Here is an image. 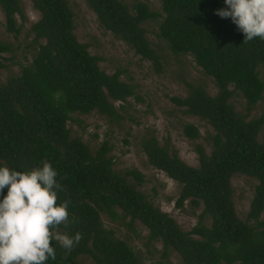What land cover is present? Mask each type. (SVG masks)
I'll list each match as a JSON object with an SVG mask.
<instances>
[{
	"label": "trees",
	"instance_id": "16d2710c",
	"mask_svg": "<svg viewBox=\"0 0 264 264\" xmlns=\"http://www.w3.org/2000/svg\"><path fill=\"white\" fill-rule=\"evenodd\" d=\"M84 1L103 28L148 59L155 70L159 55L140 24L147 18L156 19L155 34L171 52L190 54L210 76L213 94L186 83L184 94L169 96L211 127L208 152L193 143L196 165L167 150L153 134L139 138L147 163L177 182L175 205L186 198L191 206L201 207L196 222L181 230L125 178L130 175L139 182L137 169L122 173L112 169L105 140L90 150L79 137L69 135V112L94 109L118 116L112 101L133 94L132 86L119 78V69L101 70L97 56L75 38L65 0H30L38 12L30 24L33 52L14 74L0 81V167L26 172L42 167L44 161L50 163L62 186L57 203L70 202L69 223L60 225L59 231L83 237L71 252L53 240L56 258L49 257L45 264H80L76 258L80 254L94 264H143L123 239L101 225L99 211L110 218L139 220L147 239L160 242L161 264H173L166 258L168 249L183 264H264V129L257 137L262 117L245 118L264 88L257 70L258 64L264 65V40L244 42V34L230 18L217 16L215 12L226 7L224 0H159V10L141 0L129 5L122 0ZM0 9L5 29L16 33L14 13L22 16L19 0H0ZM4 51H10L9 43L0 41V53ZM233 92L243 99V113L228 100ZM181 131L190 139L198 136L191 122H183ZM232 172L255 179L243 218L236 215L231 201ZM6 195L7 188L0 201ZM204 216L208 224L201 222Z\"/></svg>",
	"mask_w": 264,
	"mask_h": 264
},
{
	"label": "rangeland",
	"instance_id": "374dc122",
	"mask_svg": "<svg viewBox=\"0 0 264 264\" xmlns=\"http://www.w3.org/2000/svg\"><path fill=\"white\" fill-rule=\"evenodd\" d=\"M72 19V32L75 38L85 44L91 54L97 56L98 67L110 73L119 69L120 79L132 86L133 94L124 100H113L112 104L118 116L108 117L94 109L86 112L71 111L66 119L70 136H77L90 150L102 140L111 156V167L115 172L135 168L141 173V180L136 182L132 176L125 178L140 190L156 207L170 215L181 230L189 229L197 220L201 204L191 206L187 199L180 205L174 200L178 192V184L166 176L160 169L147 163L139 145L142 134H153L159 144L190 165H196V153L193 143L201 144L208 152V134L211 127L197 115L183 111V107L173 103L170 95H182L187 88L186 83L200 85L207 93L213 94L215 86L210 76L203 73L188 53H173L165 42L156 34V19L147 18L141 21L143 32L150 45L159 55V69L155 70L150 61L133 52L122 39L103 28L95 18L93 11L84 0H65ZM129 5L133 0H122ZM151 9L159 10V0H141ZM22 16L14 13L16 33L4 27L2 10L0 9V41L9 43L10 51L1 52L0 81L14 74L18 65L26 63L35 46L30 24L37 19L38 12L31 6L30 0H19ZM39 41L42 39L39 38ZM258 76L264 82V65H257ZM233 108L243 113V99L233 92L228 97ZM120 104V105H119ZM262 117L257 137L264 129V88L261 97L253 104L246 117ZM191 122L198 130V136L190 139L181 131L183 122ZM231 201L236 215L243 218L248 207L255 179L242 172L229 175ZM118 210V209H117ZM101 225L112 229V234L123 239L131 247L139 262L143 264H161L160 242L147 239V229L143 224L127 216L110 218L105 212L99 211ZM209 218L204 216L201 222L208 224ZM128 222V223H127ZM80 264H94L85 254L76 256ZM167 260L173 264H183L173 249H168Z\"/></svg>",
	"mask_w": 264,
	"mask_h": 264
},
{
	"label": "clouds",
	"instance_id": "9594fccd",
	"mask_svg": "<svg viewBox=\"0 0 264 264\" xmlns=\"http://www.w3.org/2000/svg\"><path fill=\"white\" fill-rule=\"evenodd\" d=\"M225 8L215 12L230 18L244 34V42L264 40V0H224ZM57 173L47 161L42 167L21 172L0 167V264H45L56 258L52 241L71 252L83 238L77 232L61 234L60 225L69 223V201L57 203Z\"/></svg>",
	"mask_w": 264,
	"mask_h": 264
}]
</instances>
